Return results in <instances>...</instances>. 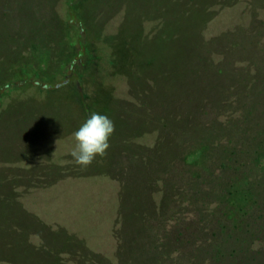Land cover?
<instances>
[{
	"label": "rangeland",
	"instance_id": "374dc122",
	"mask_svg": "<svg viewBox=\"0 0 264 264\" xmlns=\"http://www.w3.org/2000/svg\"><path fill=\"white\" fill-rule=\"evenodd\" d=\"M262 226L264 0H0V264H264Z\"/></svg>",
	"mask_w": 264,
	"mask_h": 264
},
{
	"label": "clouds",
	"instance_id": "9594fccd",
	"mask_svg": "<svg viewBox=\"0 0 264 264\" xmlns=\"http://www.w3.org/2000/svg\"><path fill=\"white\" fill-rule=\"evenodd\" d=\"M115 132V123L109 116L92 112L89 118L73 133L75 146L71 156L83 168L93 164L97 157L105 158L110 148V138Z\"/></svg>",
	"mask_w": 264,
	"mask_h": 264
},
{
	"label": "trees",
	"instance_id": "16d2710c",
	"mask_svg": "<svg viewBox=\"0 0 264 264\" xmlns=\"http://www.w3.org/2000/svg\"><path fill=\"white\" fill-rule=\"evenodd\" d=\"M262 157V156H261ZM258 217H260V215H258ZM263 227V230H264V226H262Z\"/></svg>",
	"mask_w": 264,
	"mask_h": 264
}]
</instances>
